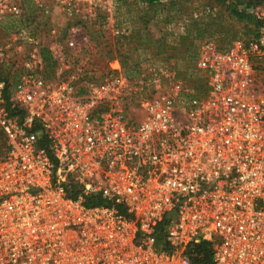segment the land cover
I'll list each match as a JSON object with an SVG mask.
<instances>
[{"label":"built area","instance_id":"1","mask_svg":"<svg viewBox=\"0 0 264 264\" xmlns=\"http://www.w3.org/2000/svg\"><path fill=\"white\" fill-rule=\"evenodd\" d=\"M242 1L261 28L201 46L200 98L170 68L129 79L115 61L95 82L74 39L4 34L0 264H191L201 242L212 264H264V0ZM20 15L0 0V23ZM92 195L106 204L85 206Z\"/></svg>","mask_w":264,"mask_h":264},{"label":"rangeland","instance_id":"2","mask_svg":"<svg viewBox=\"0 0 264 264\" xmlns=\"http://www.w3.org/2000/svg\"><path fill=\"white\" fill-rule=\"evenodd\" d=\"M12 1L20 6L21 15L18 18H7L0 23V44L5 41L4 34L15 31L31 33L40 43L65 44L69 39H74L90 63L89 67L92 69L90 76L95 78V82L111 73L112 66L117 61L115 60L117 55L118 57L119 55L125 56L126 65L141 61L138 66L140 74L135 79L146 74L153 66L170 68L174 59L167 63H162L161 60L166 55H170L171 50H168L167 54H159L156 48L157 41L164 37L169 44L174 37L182 33L183 25L190 15L202 20L218 19L212 26V29L217 31L216 34L200 41L198 51L206 42H215L224 47L229 39L228 35L232 32L236 33V37L230 41L231 43L248 37L245 33L246 26L231 21L225 6L216 0H158L162 6L159 7L160 13L156 16L146 11V6L141 4L140 0ZM169 3H174V9H170ZM66 4H70V7ZM142 21H147V23L144 24ZM10 22L16 23L17 28L5 32L3 28ZM131 23L144 29L153 42L142 50L135 51L131 56H127L126 46H122L118 52L119 46L116 44L123 41L119 38L127 36ZM218 25L220 28L216 27ZM115 31H118V35L114 34ZM24 47L27 45L25 44ZM76 57L79 56H73V58ZM178 67L179 71H183L181 61H178ZM198 74L202 75L201 72ZM179 81L186 87L185 82ZM139 98L142 97L137 95L135 106ZM128 118L136 122L138 114L129 113Z\"/></svg>","mask_w":264,"mask_h":264},{"label":"trees","instance_id":"3","mask_svg":"<svg viewBox=\"0 0 264 264\" xmlns=\"http://www.w3.org/2000/svg\"><path fill=\"white\" fill-rule=\"evenodd\" d=\"M225 6L228 17L234 23H242L246 27L245 33L248 34V37L244 39H249L256 37L258 30L261 28V24L257 22L250 14H248L245 9H242L243 1L242 0H216ZM256 0H248L246 2V7L250 4H253ZM140 3L146 6V11H150L153 16H156L160 13L159 7L161 3L158 0H140ZM256 3V2H255ZM170 9H174V3H169ZM167 6V5H165ZM218 19H207L202 20L199 18H193L192 15L185 21L183 25V31L181 34L177 35L172 39L168 44L165 41V38H161L157 41L158 46L156 47L158 53L167 54L168 50H171L170 55H166L161 62L167 63L171 60H175L173 65L170 67L171 70L175 72V78L185 82L186 89H188L190 97L200 98L206 95L207 93V84L206 78L203 73L195 68V61L198 55V43L204 38L213 37L217 31L212 29L214 22ZM142 23H147V21H142ZM216 27H219L216 26ZM17 28V24L10 22L4 29L5 32H10ZM220 28V27H219ZM227 33V32H226ZM229 36L224 47L228 46L233 39L236 37V33L232 32ZM123 41L117 42L118 52L122 46L127 48V56L132 55L135 51L142 50L145 46L151 45L153 42L151 38L147 36V33L144 29L138 28L133 23H131V29L129 30L126 37L119 38ZM242 40V39H238ZM123 43V45L121 44ZM125 43V44H124ZM44 68H43V77L47 80L54 78V62L52 61L46 48H42L40 51ZM114 60V59H113ZM115 60L119 63L121 70L124 75L129 79H134L140 74L139 65L141 61L137 63H132L126 65L124 63L125 56L118 55ZM178 61L183 63V71H179ZM169 67V66H168ZM201 72L202 75L198 74ZM7 80V89L4 93V99L8 102L9 97V79ZM5 148V140L3 135L0 132V152ZM78 190L75 186L71 187V196L76 197ZM85 206H99L105 205V201L99 195H92L85 199ZM162 229V225L158 227ZM186 253L190 259L191 264H212V245L208 242H201L198 245H194L186 250Z\"/></svg>","mask_w":264,"mask_h":264}]
</instances>
